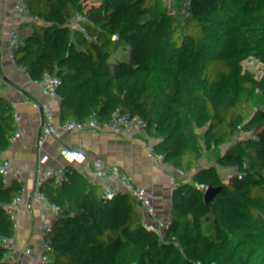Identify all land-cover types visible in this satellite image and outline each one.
<instances>
[{
  "label": "trees",
  "instance_id": "1",
  "mask_svg": "<svg viewBox=\"0 0 264 264\" xmlns=\"http://www.w3.org/2000/svg\"><path fill=\"white\" fill-rule=\"evenodd\" d=\"M206 2L0 0V37H25L28 66L53 68L74 11L76 46L101 53L0 102V210H20L21 253L81 242L108 264H264V0ZM147 9L142 35L108 52L107 34ZM66 106L79 118L53 126ZM36 144L53 154L33 163Z\"/></svg>",
  "mask_w": 264,
  "mask_h": 264
},
{
  "label": "built area",
  "instance_id": "2",
  "mask_svg": "<svg viewBox=\"0 0 264 264\" xmlns=\"http://www.w3.org/2000/svg\"><path fill=\"white\" fill-rule=\"evenodd\" d=\"M78 1V0H75ZM153 1V0H147ZM149 9L143 15L128 20L116 30H112L107 34L105 47L108 52L122 53L124 52L130 40L138 39L142 33L148 28ZM83 21L79 11L72 12L70 18L65 23V28L59 36V41L55 45L48 47L47 60L48 65H56L63 62L72 54L78 60L82 61L85 55L100 52L98 47H91L81 49L77 47L76 29L79 22ZM0 49L5 51L10 58V61L20 64L19 70L15 72H8L5 70L2 60L0 59V92L7 91L29 80H37L53 83L58 80V76L47 75L42 68H34L26 65V46L19 47L10 39L0 37ZM73 49V53L71 50ZM139 78V77H137ZM143 83V80H137ZM141 144L144 147L152 146V138L150 132L144 133ZM44 152L49 151L44 145L36 144L30 152L31 161H44ZM49 170H55L51 166H47ZM20 210L9 203H6L0 210V221L5 226H17V217ZM0 239L4 244V253L0 264H23L25 262L55 260L58 262H72L74 264H108L107 252L100 246H91L87 243L75 242L68 251H62L56 242H53L50 247L43 251L29 250L21 254L20 257L16 255L15 243L9 231L0 232Z\"/></svg>",
  "mask_w": 264,
  "mask_h": 264
},
{
  "label": "crops",
  "instance_id": "3",
  "mask_svg": "<svg viewBox=\"0 0 264 264\" xmlns=\"http://www.w3.org/2000/svg\"><path fill=\"white\" fill-rule=\"evenodd\" d=\"M80 1V0H78ZM213 0H207V2L204 4V7H209V5L212 3ZM77 2V1H76ZM75 12V11H74ZM70 14L69 13V17L68 19L70 18ZM67 19V20H68ZM66 20V21H67ZM66 23V22H65ZM65 26V25H64ZM77 30V29H76ZM75 35H76V32H75ZM7 36L6 37L7 39H10L12 40L14 43H16L19 47H22L25 45L26 43V40H25V37L22 35V34H19L18 37L16 39H12L10 38L12 36V33L11 31H9L7 33ZM2 38V37H1ZM5 38V39H6ZM5 52V51H4ZM6 53V52H5ZM7 54V53H6ZM8 55V54H7ZM47 56V55H46ZM9 57V56H8ZM47 58V57H46ZM101 58V53L100 52H97V53H93V54H89V55H85L83 58H82V61H86L88 63H93L95 61H98L100 60ZM3 62V61H2ZM3 65H4V68L6 71L8 72H15L17 70H19L20 68V64H18L17 62L14 63L12 61H10V58H8V60L6 62H3ZM27 65V63H26ZM67 65L66 64H63V63H59L57 65H54L53 68H50L47 72V75H53V76H58L60 75L64 69H66ZM52 72V73H51ZM46 73V72H44ZM39 87V82L37 80H29L27 82H24L16 87H13L7 91H1L0 92V102L3 100V99H10V100H15V99H27V96L29 94H32V93H35L37 91ZM65 108V109H64ZM64 109V113H70L72 115L75 116V118H79L80 114H79V111L75 108H70L68 106L66 107H61L59 108L57 111H61ZM56 111V112H57ZM69 111V112H68ZM55 112V114H56ZM69 114V115H70ZM73 119L72 118H65L64 121H63V124L65 125L69 120ZM74 121V120H73ZM54 125H58L60 126V124H55L53 122V126ZM6 231H9L13 237V240H14V243H15V252H16V255L18 257L21 256V251H20V241H21V231L20 229L16 226V227H12V226H5L1 223L0 221V232H6ZM3 253H4V250H3V243L2 241L0 240V263H1V260H2V257H3ZM23 264H74L72 262H58V261H55V260H44V261H33V262H25Z\"/></svg>",
  "mask_w": 264,
  "mask_h": 264
},
{
  "label": "rangeland",
  "instance_id": "4",
  "mask_svg": "<svg viewBox=\"0 0 264 264\" xmlns=\"http://www.w3.org/2000/svg\"><path fill=\"white\" fill-rule=\"evenodd\" d=\"M136 80H144V74H141L139 76V78H136ZM64 109L61 110L60 112L57 111L56 114L54 115V121L53 122L55 124L56 123L57 124H63V121L65 118L68 119V118H72L74 116L70 113H64L65 112ZM71 123L72 122H70L69 124H71ZM124 129H125V132L128 135V138L131 142H133V143L139 142V139L137 138V135H136L138 131L133 126L127 125V126H124ZM259 179L261 180L260 181L261 187L264 190V173L261 174ZM204 198L208 201L214 202L218 208H221V206L223 205V202H224V195L215 189L210 190V191H206L204 193Z\"/></svg>",
  "mask_w": 264,
  "mask_h": 264
},
{
  "label": "snow or ice",
  "instance_id": "5",
  "mask_svg": "<svg viewBox=\"0 0 264 264\" xmlns=\"http://www.w3.org/2000/svg\"><path fill=\"white\" fill-rule=\"evenodd\" d=\"M68 159H69V160H73V159H81V157H78V156H76L75 154H70V155L68 156Z\"/></svg>",
  "mask_w": 264,
  "mask_h": 264
},
{
  "label": "water",
  "instance_id": "6",
  "mask_svg": "<svg viewBox=\"0 0 264 264\" xmlns=\"http://www.w3.org/2000/svg\"><path fill=\"white\" fill-rule=\"evenodd\" d=\"M1 240V239H0ZM2 241V240H1ZM2 243H3V241H2ZM3 250H4V244H3Z\"/></svg>",
  "mask_w": 264,
  "mask_h": 264
}]
</instances>
